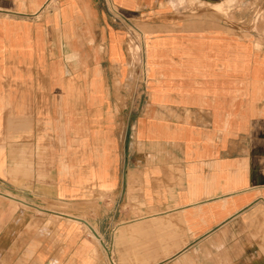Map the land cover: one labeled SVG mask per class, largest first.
Wrapping results in <instances>:
<instances>
[{
	"label": "crops",
	"instance_id": "1",
	"mask_svg": "<svg viewBox=\"0 0 264 264\" xmlns=\"http://www.w3.org/2000/svg\"><path fill=\"white\" fill-rule=\"evenodd\" d=\"M197 3L0 0V264H264V40Z\"/></svg>",
	"mask_w": 264,
	"mask_h": 264
},
{
	"label": "rangeland",
	"instance_id": "2",
	"mask_svg": "<svg viewBox=\"0 0 264 264\" xmlns=\"http://www.w3.org/2000/svg\"><path fill=\"white\" fill-rule=\"evenodd\" d=\"M196 3V0H189L190 6ZM197 4L217 13V16L234 31L246 32L248 36L252 35L257 47L262 45V39L264 40V0H226L216 4L205 2H198ZM136 33L140 37L139 32ZM126 48L135 60L141 63L140 46H135V43H128ZM117 86L122 87L123 85L117 84Z\"/></svg>",
	"mask_w": 264,
	"mask_h": 264
},
{
	"label": "built area",
	"instance_id": "3",
	"mask_svg": "<svg viewBox=\"0 0 264 264\" xmlns=\"http://www.w3.org/2000/svg\"><path fill=\"white\" fill-rule=\"evenodd\" d=\"M112 15V19H113V21L114 22H120V19H119V17H118V15L117 14H114V13H112L111 14ZM130 43L132 44V43H134V39L131 37V39H130ZM135 46H138V45H136L135 44ZM140 51V50H139ZM129 52V51H128ZM131 53V52H130ZM129 53V54H130ZM132 56V54H130V58H131V61H132V63H134V64H137L138 62L135 60V58ZM108 251H109V255H110V260H111V263L112 264H116V262L113 260V258H112V254H111V249L110 248H108Z\"/></svg>",
	"mask_w": 264,
	"mask_h": 264
}]
</instances>
